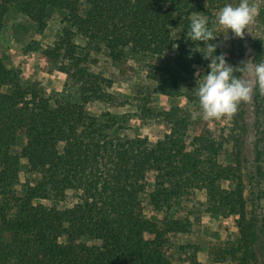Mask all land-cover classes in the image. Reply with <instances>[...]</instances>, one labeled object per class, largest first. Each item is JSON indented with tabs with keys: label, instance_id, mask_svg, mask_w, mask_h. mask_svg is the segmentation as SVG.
I'll list each match as a JSON object with an SVG mask.
<instances>
[{
	"label": "trees",
	"instance_id": "16d2710c",
	"mask_svg": "<svg viewBox=\"0 0 264 264\" xmlns=\"http://www.w3.org/2000/svg\"><path fill=\"white\" fill-rule=\"evenodd\" d=\"M19 1L0 0V35ZM210 6L209 0H23L21 13L42 31L62 15L57 41L42 54L77 87L79 102L51 104L0 57V264H168L167 237L187 234L190 217L202 212L233 218L237 236L216 250L218 259L264 264L260 199L245 193L261 180L257 145L247 171L235 155L219 163L221 142L186 108L161 113L167 133L154 143L121 135L114 120L100 121L85 109L108 98V79L89 70L90 55L116 66L131 58L152 65L176 44L174 65L153 75L157 92L175 99L179 76H191L194 65L207 69L203 44L186 34L193 13L213 16ZM250 57L263 61L262 41H253ZM254 92L264 100L257 82ZM195 192L204 201L192 200ZM68 195L72 205L58 208ZM181 199L196 212L172 216Z\"/></svg>",
	"mask_w": 264,
	"mask_h": 264
},
{
	"label": "rangeland",
	"instance_id": "374dc122",
	"mask_svg": "<svg viewBox=\"0 0 264 264\" xmlns=\"http://www.w3.org/2000/svg\"><path fill=\"white\" fill-rule=\"evenodd\" d=\"M196 1L201 4L204 0ZM227 1L209 0L211 4L209 9L213 15L209 17L210 21L214 23L217 11L227 4ZM249 2L257 7L258 14L254 22L246 27L243 38L234 37L231 32L227 34V37L221 35L217 38L227 63L237 67L234 74L247 81L253 88L251 100L241 103L230 119L217 120L203 117L195 95L196 73L207 74V69L202 66L194 65L191 76L178 77L179 95L175 99L157 92V82L153 75H156L161 67L168 64L174 65L178 54L176 44L166 51L161 61L152 65L147 60L141 59L138 62L135 58H131L126 63L116 66L102 55H90L89 70L108 79V88L104 90L108 98L102 101H90L85 109L89 115L100 121L114 120L121 135L129 138L134 136L146 138L154 143L167 133L166 126L161 121V113L168 111L174 105L186 108L190 115L205 122L212 137L221 142L219 163L228 165L234 159L232 155H235L242 162L245 170H247L246 167L254 164L253 153L257 145L258 150L263 151L259 162L262 171L261 180L255 189L246 187L245 193L249 196L248 193L253 192L258 196L264 215V100L261 97L256 98L254 92L256 79L250 68L253 41L258 39L264 46V0H249ZM22 4L23 0H20L14 5L4 20V30L0 35V57L6 65L19 69L22 82L34 84L51 104L78 103L77 87L65 75L56 71L54 66L48 65L42 54L45 50L52 48L57 41L63 27L62 15H54L42 31L21 13ZM222 31L217 28L218 35L222 34ZM174 39L178 41L179 35H176ZM76 42L82 44L79 39ZM246 61L249 68L242 71L244 67L241 64ZM49 70L53 72L50 73ZM2 91H6V88ZM188 95L194 97V103L188 102L186 98ZM19 179L21 183L24 181L22 172ZM221 186L226 188L227 184L222 183ZM191 197L194 201L205 199L202 192H195ZM73 201V196L68 195L64 201L57 203V207L70 206ZM187 212H196V208H193L191 202L187 203L185 199H181L171 213L176 217L184 216ZM144 213L148 217L151 215L147 204H144ZM190 220L192 226L187 234H170L167 237L164 254L168 264H233L229 260L225 261L215 256L218 248H223L224 244H232L235 241L237 231L233 218L219 219L202 212L198 220L194 217H190Z\"/></svg>",
	"mask_w": 264,
	"mask_h": 264
},
{
	"label": "clouds",
	"instance_id": "9594fccd",
	"mask_svg": "<svg viewBox=\"0 0 264 264\" xmlns=\"http://www.w3.org/2000/svg\"><path fill=\"white\" fill-rule=\"evenodd\" d=\"M257 14V7L250 4L249 0H239L235 6L227 3L220 8L211 26L207 15L195 12L191 16L190 30L186 35L190 41L203 44L202 57L208 61L207 74L196 73L195 87V95L205 119H230L241 103L249 102L252 98V86L234 74L237 67L230 66L224 54L216 55L219 45L212 42L221 35L227 37L229 32L242 39L246 27L254 22ZM217 28L223 30L222 34H217ZM248 68L246 61L241 70ZM250 68L257 84L264 87V61L252 63Z\"/></svg>",
	"mask_w": 264,
	"mask_h": 264
}]
</instances>
